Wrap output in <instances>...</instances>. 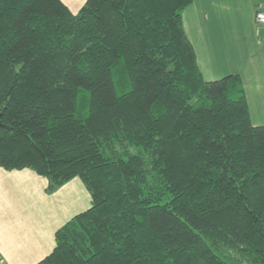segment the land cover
<instances>
[{
	"label": "trees",
	"instance_id": "obj_1",
	"mask_svg": "<svg viewBox=\"0 0 264 264\" xmlns=\"http://www.w3.org/2000/svg\"><path fill=\"white\" fill-rule=\"evenodd\" d=\"M191 2L0 0V166L91 199L34 264H264V123L203 78Z\"/></svg>",
	"mask_w": 264,
	"mask_h": 264
},
{
	"label": "crops",
	"instance_id": "obj_2",
	"mask_svg": "<svg viewBox=\"0 0 264 264\" xmlns=\"http://www.w3.org/2000/svg\"><path fill=\"white\" fill-rule=\"evenodd\" d=\"M76 12L84 0H62ZM183 26L205 79L239 74L253 124L264 123V27L254 19V0H192ZM29 167L0 166V260L34 264L49 253L54 232L91 204L79 176L52 191Z\"/></svg>",
	"mask_w": 264,
	"mask_h": 264
},
{
	"label": "built area",
	"instance_id": "obj_3",
	"mask_svg": "<svg viewBox=\"0 0 264 264\" xmlns=\"http://www.w3.org/2000/svg\"><path fill=\"white\" fill-rule=\"evenodd\" d=\"M254 19L257 25L264 27V0H254Z\"/></svg>",
	"mask_w": 264,
	"mask_h": 264
},
{
	"label": "rangeland",
	"instance_id": "obj_4",
	"mask_svg": "<svg viewBox=\"0 0 264 264\" xmlns=\"http://www.w3.org/2000/svg\"><path fill=\"white\" fill-rule=\"evenodd\" d=\"M83 94V91H80V95H82ZM245 264H247V263H245Z\"/></svg>",
	"mask_w": 264,
	"mask_h": 264
}]
</instances>
